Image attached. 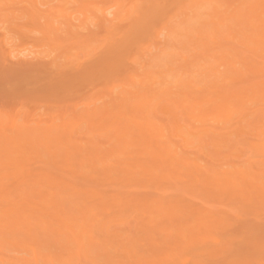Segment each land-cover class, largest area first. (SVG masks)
Segmentation results:
<instances>
[{
	"label": "bare ground",
	"instance_id": "6f19581e",
	"mask_svg": "<svg viewBox=\"0 0 264 264\" xmlns=\"http://www.w3.org/2000/svg\"><path fill=\"white\" fill-rule=\"evenodd\" d=\"M31 1L32 3H30ZM59 1L63 4L62 6H65L68 3L67 0H59ZM74 1L78 5L84 4L86 6L88 4V6L86 7L89 9L84 7V5L79 6L80 8L83 9L82 10L83 13L86 12L84 11L86 9L90 11L91 9L90 5L93 3V2L91 3V0L90 1L89 0H74ZM231 1L230 0H204V1L195 0L194 1L196 2L195 5L198 7L197 9H201L202 7L206 5L205 13L207 15L204 18L205 20L203 18L201 19L199 16H196V18L199 17L198 19H196L197 21L195 20L192 21V24L194 22L196 23L198 21L200 22L198 23L199 25L197 26L196 31H195V27H192L194 31L196 32V34H198L197 37H195L196 34L194 36L196 38V42L192 35L190 36V38L189 36H187L189 39H194V40H191L193 42L189 41L191 42L189 43V47L191 49L193 48L196 50V51L194 50L195 51L194 54L196 57L200 56V58L197 57L198 60L195 63L190 65L191 67H189L188 70L185 67H184L185 71L184 69L182 70V73L184 76H185L184 72L186 73V71L188 73V74L186 73L187 74L186 76H190V78H186L188 82L184 81L186 79L182 80L183 75L181 74L182 75L180 76V78H182L181 80L180 78L179 80H176V81L174 80L175 85L174 87L172 86V88H174L175 91L174 90L171 91L172 88H170L169 87L170 85L169 84L167 85L166 83L169 82L167 77L170 76L171 73H173L174 69H172L171 66L170 67L168 66L167 69L164 70L166 71L164 72L165 75H161L163 72L161 74H159L158 72H155L160 77L156 75L157 77L154 78L155 80L158 78L161 79V76H166L167 80L166 78L164 79V77H162V80L158 79L159 81L155 80L154 82L151 80L152 76H150L148 80H151V82L142 81V83L146 82V84L151 83V85L153 86L151 87V85L149 84L148 86L149 88L147 89V85H145L144 83L146 90L143 89L144 86L143 87L139 86L140 88L143 89L142 95L144 96V99H142L141 98L142 96L140 97L139 94L137 95L141 99H138L137 98L138 96L136 94L135 95L131 94L133 93L132 91H135L138 88L135 85H133L134 80H131L132 81L131 86H135L136 88L134 90L129 89L131 90L129 91L130 94H128L130 98L126 96L127 93H129L127 92V90L122 93V96L126 94L125 98L127 97L126 100L129 98L128 101H130V99L133 96L135 97L137 96L136 97L137 99L134 97L133 98L134 100L132 99L130 103H128V101L126 102L124 100L125 98L123 97V100H121V102L125 101V102H122L125 108L123 109L121 108L122 106L121 102L119 104L117 103V101L120 100L121 98V96L120 97L118 96L115 102L118 106L117 108L115 107L116 106L115 103L111 104L112 107L114 106L113 104H115V106L113 107L114 109L111 108L110 106L111 110L107 105H106L107 106L106 109L104 110L102 109L103 111L97 108L99 110L98 111L96 109L97 112H99L100 114L102 113V115L97 114L95 108L94 110L96 113L93 114L94 111H92L93 110L92 109L90 110V112L92 111L91 114H88L90 113L89 111L87 113V110L90 109L89 108L86 110L85 115L82 114L83 117L84 116L88 117V115H90L87 121H86L87 119L86 117H84L86 119H83L82 116L81 117L77 116L78 118H81L80 120H85V123H86L85 127H86V130L88 131L86 132L88 133V136L90 135L91 137V138L89 137L90 140L87 141L88 145H87V142H84L83 144L81 142L82 139L76 137V133H78L77 129L79 128L80 125L82 126V123L84 122V121H81V124L79 125L80 120L78 118H76L78 119L77 121L76 119L69 121L66 118H63L62 120L66 119L67 122L69 121V123H65L66 120H64V123H65L64 124L62 123V120H61L62 125L59 124L60 123L59 122L58 126L61 125L59 127L55 125L56 123H51L53 124L52 127L50 126L51 124H48L49 126L46 127L47 125L43 126L38 123L39 126L38 127L35 126L36 130L34 127H31V126L29 127L27 125L19 126V127L17 126L18 128L17 130L15 129L16 132H15V135L13 136H11L10 134H6L8 129L11 128L10 130H12L13 127L8 126L7 128H5L4 127L5 125L3 124L2 130H7V131L5 132L0 129L1 130L0 133L5 132L4 133L5 140H3V142H0L1 143L0 144V171L3 169H7V168L11 169L9 170V173L10 171H12L14 179L19 180V182L17 181L16 183H19L20 185L18 186L19 189L17 190L18 195L16 194L17 196L13 197L12 192L6 193L5 181L0 182V186H1L0 190L2 191V194H4L3 193L4 191L6 193L5 196L3 195L2 199H3V202L6 201L7 206L9 207L10 206L11 207L18 206L21 208L23 206L26 207V209H24L25 212H23V209L21 211H18V209L17 211L12 210L11 211L12 214L9 215L10 219L12 220L9 221L8 223L5 221L6 222L5 226L9 228L8 229L9 232L10 231L11 232L13 231L21 232L22 231L24 232V234L29 235L28 237L29 239L27 238V240H24L25 242L22 241L23 239L21 240L18 239V241H13L12 242L13 244L15 245L19 244L18 247H22L23 249H26L24 248V246H20V245H25V243L27 242L32 247L30 242L34 243L35 246L33 245L32 247V253L34 255V259L38 260L39 259L38 255L42 253L41 252L42 250L41 248L38 249V251L36 250L35 241L37 239H38L37 241L40 240L39 239L40 234L38 232L36 233V235H32V230H34L35 225L36 226L39 225L40 227L38 226V228H41L40 229L41 233H43L46 237H48V239L41 238L42 240H40L39 243L41 244L43 243L45 246L47 244V241L49 244V242L51 241L50 238H52L51 236H53L54 239L52 238L53 239L52 242L53 243L57 242L56 244H58L59 242L60 244L61 243L60 239L66 238L67 239L66 245L69 246L68 248L70 250L73 248V246H70V245H75L74 254H75V258L77 256V259L79 260L78 263H80V261H83L84 258L86 259L90 258V260L92 259L95 261V257L92 256L93 254L92 255L89 254V252L94 251L93 247H96L95 244H97L95 241L97 236L96 238L94 236V232H96L95 227L97 225L95 224L96 221L94 222V224L92 223L93 221L91 222L92 224L90 222L89 224V223H84L81 221V223L83 224L79 223L78 225V221L76 219V222H75L77 223V225L75 224V226H77V228L75 227L76 229L73 228L74 226L71 227L74 223L70 226V223H68L69 221H67L69 225L66 223L62 224V222L60 221L62 212L64 211L66 212V208L65 210H62L63 208L57 209V207H59L60 205H63L65 202L64 200L71 199L73 202L72 207L79 208L80 213L83 211L85 214H87V211H89V208L91 207V205H92V207L90 208V210L92 211L91 213H93L95 210L101 211L100 209H103L104 213H106V211L111 213L113 212V210L114 211L116 210L115 209L111 211H108V210L114 208L115 206H116L115 208H117L118 206V210L116 212L119 211L118 212L119 215L118 214L114 215V216H117L118 219L120 218V216L121 218H124L122 217L123 213L121 212L123 211L127 212L129 206L134 207V209L136 208L135 211L136 213L138 212L137 216H139L138 214L142 212L140 214V217L141 215L145 217V218L143 217L144 220L141 217L143 220L142 222L145 225L147 224L146 225L147 227L152 222L151 224L152 226L150 225L149 226L152 229L157 230L156 232L158 233L153 232L154 230L151 232L154 233V236L155 234L160 235V238H159V236L153 237V234H152L151 239L153 243L151 242V239H150V242H151L150 247L153 248V250L149 248L150 249L149 252L151 253V251H154L152 252L154 253V255L153 254L152 255L155 256L156 258L153 257L149 253L150 254V255L148 254L149 260L148 262L145 261L146 262L145 264L147 263L151 264L150 262L153 259L154 260L152 261V264L168 263L165 261L166 259L168 260V257L170 255L173 254V257H174L177 255V254H174L175 252H178V253L181 252L180 255L179 254L177 255L179 257L181 256L182 252L184 251L183 249L185 247H186L185 248L186 251H188L189 248L190 250L191 248H193V245L194 247L198 245L197 243L200 244V248L201 246L203 247V249L205 248L204 251L206 252L202 251V253H204L203 256L207 258V259L205 258V261L208 260V262H211L210 260H212L213 258L212 256H215L218 253V251L219 252L221 251L222 253L220 254L223 255L224 251H227V249L228 250L232 249L234 244L238 242L240 239L235 240L236 236H230V237L226 236L225 237V234H227V232L229 231L234 230L235 227L239 226L238 224H240V222L238 223V221H242L246 219L245 215L251 212H254V213H257L260 217L261 215L259 212H261L264 209V0H234L233 2ZM49 2L50 0L47 3L44 0V3H45L44 4L41 0L40 3L44 5L46 4L50 5L48 4ZM29 4L30 6L31 5L32 6L31 7L26 6L27 8H25L24 11L32 19H37L38 17L37 13L40 14L41 16V13L39 11H41L42 9L40 10L36 0H29ZM224 5L226 6V8ZM53 7L54 6L52 5L51 8L53 9ZM52 9L51 11H53ZM91 11H94V10H91ZM40 16L38 17V19L40 18ZM104 16L106 17V15ZM187 16H189V14ZM95 17H97L96 14H95ZM191 17H193V15ZM12 19L14 20V17H12ZM185 20L187 21V19ZM189 20L187 21V23L190 22L189 24L191 25V21ZM98 22H100V20H98ZM196 23H194L193 26H195ZM189 24L188 26H190ZM49 26L51 27V30H49L50 28L48 27L47 29L48 33L47 31H45L46 32L45 34L47 35L50 33L49 31H51L50 34H52L53 30H55L54 31L55 33L56 30L58 29V26H56L57 29L52 30V27L54 26L53 24L52 26L51 24H49ZM59 31L60 29L57 32ZM57 32L55 34L53 33L55 35L54 37H56ZM194 42L195 44H197V46L193 44ZM185 58L187 60V57ZM211 58L212 59L214 58L212 63H211L212 60H210ZM214 61H215V64H214ZM188 63L191 64V62H188ZM180 66L182 67L183 65H180ZM192 66L194 70L192 69ZM169 72H170V75H169ZM141 80L139 79L140 81L139 84H141ZM179 81H184V83L186 82L187 83L186 84L183 83L184 86H182L183 84H181L180 86V83L182 82H179ZM135 82L137 81L135 80ZM153 82L155 83V85H157L158 83L163 86V89L161 88V91H158V92L165 91L167 93L164 94L165 93L164 92V93H161L162 95H158L159 93L155 92L156 89L155 91L153 90L155 93L151 92L153 88H157L155 87ZM163 82L165 83L163 84ZM176 83L180 86V87L179 86L177 87L178 89H180V91L175 89ZM135 84L139 85L138 83H135ZM164 88H168L169 90L168 89L164 90ZM182 89L184 90L183 92H182ZM138 90L139 91L137 92L140 93L141 89L138 88ZM176 90L178 91V93ZM144 91L150 92L151 95L148 92L144 93ZM147 94H149L150 96L155 94V96H157L156 98H159L160 101H162L163 103L160 102L156 98H155L156 100L155 99L152 100L153 97L151 98L148 95L150 97L149 98ZM163 96H165V98H162ZM180 96L182 97V99ZM150 99L152 100V102L149 101ZM140 100H144L138 106L141 108L140 109L141 111H144L143 113H146L145 116L144 115L140 116L142 112L139 113L140 112L139 108L136 111L137 109L136 107L138 106H135V103L139 104ZM146 100L147 102H150V103H147ZM164 100H165V103H164ZM155 101L160 102L158 106L156 105L158 108L155 107L156 108L155 110L149 111L150 108L154 109V106L152 107L151 104L153 105L158 104V103H155ZM177 107L178 109L177 111H175ZM115 108L116 110H118L117 112L114 111ZM126 108H127V111H126ZM130 109L134 111V113ZM157 109H161L160 110L161 113H159V110ZM111 112L113 113L111 114ZM128 112L131 115L133 114L132 116L135 115L137 119L138 118L141 119L140 117H143V118L140 121L139 119L135 120V116L134 118L131 117L130 115H128ZM178 112H180L179 115H177ZM137 113L139 114V116H137L138 115ZM158 113L159 114L164 113L163 115L172 116L171 117L172 119L167 117L170 121L168 122H166L167 120L162 121L160 117H158L159 116ZM109 114H111L112 116L115 114L114 116L115 117L117 116V119H115L116 120L115 124H114V119H113V122L109 124L110 120L112 121V118L108 116ZM150 115H154V116L151 117ZM105 116H108V118L110 119L107 121L106 119L107 117ZM177 116L180 121L178 120V118H176ZM9 117L11 118V116ZM13 117L14 116H12V119H14ZM130 117L132 118L131 121H130ZM158 118H159V121L161 120V122L163 123L164 122L168 124L170 123L169 124L170 126L168 124L167 126L166 123L161 124L159 121L158 123H160V126H157L156 125L157 122L155 120L156 119L158 120ZM153 119H155L154 121L156 123L151 122ZM182 119H183V123L181 121ZM1 120L2 121H0V126L2 125L1 123H3V119ZM102 120L106 121L109 125L106 123L105 125L110 126L111 129L115 127L113 130L116 129V131H114V133L113 131L110 132L111 129L108 126H105ZM12 121L14 122V124L12 125L14 126L15 119ZM134 121L136 124L134 123ZM75 122L78 124H76ZM131 124L135 125V127H132ZM54 126H57V127H54ZM168 127H170L171 130L169 128L168 133H167L165 129L167 130ZM32 128H34L33 129L34 132H32ZM105 128H107V131L109 130V132H107ZM169 130L173 131V133L171 132L169 133ZM169 134H171V136ZM101 135H103V137L106 138L105 142L101 140L102 138L99 139ZM172 136H174V138ZM2 137L3 135L1 136L0 134V141L2 140L1 139ZM170 137L172 141H170ZM175 137L178 139H176ZM86 139H87V136H86ZM179 139L180 141H182L183 143L182 145L178 144ZM14 141L19 142V144H17ZM12 142L13 144L16 143V145L15 144L11 145ZM89 142L91 144H89ZM85 143L87 146L85 145ZM106 144H108V146L110 144V146L108 147ZM112 145H114L115 148H113L114 146L111 148ZM191 146L198 148L197 152L195 153L196 154L198 153L199 156L194 155V157H191L193 155L192 154L191 156L189 155L190 152H188V150L186 149L191 148ZM209 146L211 147L210 149L214 148L212 149V151H213V154L215 152L216 155H213L210 152ZM42 152L47 155L46 156L47 159L45 157H44L45 160L43 158L41 159ZM210 153L212 155H210ZM245 153H248V156H249V158H247L249 159L247 161V165L245 164L238 165L236 163V160L241 158V156H243ZM205 154H206V157H205ZM203 156L204 158H207V156L208 157L211 156L213 160L220 159L219 161H221V159L223 160L227 159L225 161L227 165L228 163L231 164L230 165L231 167H228L226 169L222 167V169L220 170H217V169L215 170V167L217 166L212 165V166H215L213 167L214 168L213 169L212 166L207 165L208 161L211 158L205 162L206 164L204 163L205 165L203 164V161L201 163L200 160H203ZM213 156H215L216 158ZM59 158L63 160L61 162L65 163L63 164L62 169L67 167L65 168L62 176L66 175L65 173L67 172L69 176L71 175L70 176L71 181L66 182L65 178L61 176L58 177L59 175L58 176L55 175L53 177V175L49 174V172L43 173V174L42 173L39 174L40 172L38 174H32L33 170H31V166L33 163H35V161L39 160L41 162H44L45 169L48 170L46 168L47 166L46 164H48V167H51L52 164L56 163ZM74 159L79 160L78 167L80 168L75 166L77 164L74 162ZM212 159L210 163L213 161ZM39 161H37V163ZM59 163H56L55 165L57 164L59 165ZM99 163L100 165L98 166ZM50 170L52 169H49V171ZM58 172L62 173L61 171H59V169H58ZM121 172L123 173L122 175H121ZM0 174L2 173L0 172ZM2 175L1 177L5 176L6 178H8L7 175H3V176ZM79 179H80L79 184H82L81 183V179H82L84 182H90L89 185L92 183H96L95 184L96 186L87 185L88 188H85V187L81 188L80 185L77 184L78 181L76 182V180H79ZM118 182H119V186L121 184L123 185V182H124L125 185L123 186H125V188L127 187V190L126 192H124L125 190L124 191L120 190V193L117 194L119 190L116 192V188L114 189L115 191L112 189L114 191L113 196L115 198H112L111 200L112 203H109V200L108 201L106 200L107 195L104 196L103 191L100 190L101 188L99 189L97 186L102 185L105 188L106 186L110 187L112 184L118 183ZM28 185L32 187V189L30 188L31 191H29L30 189L26 190V186ZM116 185L114 184V186ZM52 186L54 187L59 186V189L55 190V188ZM151 186L152 187L155 186L154 189L157 193L156 196H152L153 198L141 197L140 195H137V194L133 195V193L137 191L136 190L134 191L133 190L134 188L132 189L131 187H135V188L137 187L138 189L137 188L136 189L139 191L140 190L139 187H144V188L147 187L149 189V187ZM36 187H38V189H35ZM45 188H48V189L46 190ZM46 191L48 192L46 193ZM115 192L117 195H114ZM48 196L51 199H49ZM57 197L59 198L57 199ZM197 199H200V200L204 199L203 205H205V207L210 206L208 208L209 210H207V207L205 210L201 209L200 206H198L197 203L195 202ZM0 202H1V199H0ZM224 205H230V207L235 206L236 221H235L234 215H232L234 216L233 217L234 220L230 217H227L225 214L223 215V212H225V210L227 211V208H229V206L225 210L222 208L224 211L221 208L220 210H216V207L224 206ZM38 206H42V208ZM195 206H198V208L197 207L195 208ZM85 207H87L88 209L86 208L85 210L84 209ZM53 208L55 209L53 213L55 221L49 220L50 222L47 221L49 224L48 223L46 224V220H44L45 218H42V217H45V215L48 213V210L50 209L54 210ZM76 208L74 209L71 208V209L72 211L73 210L76 211ZM125 208H127V210ZM79 210L77 209V211ZM76 212L74 214L77 215ZM98 212L95 211V213H93V216L90 214V217L91 216L92 217L88 219L95 218L96 220H98L99 216L97 215L100 214V212L99 214ZM2 213H4V210L2 211ZM104 213H101L103 214V217L105 215ZM147 213H151V217L149 219L147 217H149L150 215L148 216ZM225 213H227V215L229 216L228 211ZM262 213L263 211L261 212V214ZM33 214L35 216L37 214L36 217L38 218V220L35 219V217L32 218ZM101 214L100 216H102ZM106 214H109V213H106ZM87 215H84L85 218ZM111 215L113 216V213ZM68 216L64 215L63 218H67ZM96 216L98 219L96 218ZM243 216H244V219H243ZM31 218L35 219L38 222L35 221L36 224H34L35 222L34 220L32 221ZM113 218L115 219V222L112 221L114 222V224L120 222V221L116 222V217H113ZM113 218L112 220H114ZM82 219L84 218L82 217L81 220ZM73 220L75 221V217L74 219L70 220L71 223ZM101 220H104V219L101 218L100 221ZM119 220H121L122 222V219H119ZM147 220L148 221L150 220L151 222L149 223L147 222ZM57 221L61 222V224L56 225L58 224ZM87 221L89 220H86V222ZM65 222H66V219H65ZM143 223L142 225H144ZM110 224L112 225L113 223L111 222L107 223L106 227L107 228L114 227L113 226L114 224L108 227V225ZM54 225L57 227L55 228ZM101 225H104V222ZM134 226H136V223ZM23 228L24 229L27 228V229L23 230ZM104 228L102 229L103 231L109 230V229L107 230V228L106 229ZM112 230L108 231L107 233H110V232L112 233ZM114 231L116 233L117 230L115 229L113 230V232ZM119 231L117 232L119 233ZM123 231H124V228H123ZM104 233L105 235H107L106 232ZM118 233H116L117 238L118 236L119 237L123 236L120 234L118 235ZM43 234L41 235L43 236ZM115 235L114 236L111 235L112 237L108 238L110 240L109 242L112 243L111 240L113 239V237L114 238L116 237ZM232 235H236V234H232ZM197 238L199 241L196 240ZM123 241H126L125 237ZM71 242H73V244H71ZM181 242L183 245L180 244ZM194 242L196 243V245L194 244ZM100 243H102V241ZM38 244L37 246H39ZM15 245L13 246L15 247ZM105 246L106 245H104V247ZM171 246L173 248L175 247V249H173ZM34 247L35 249H33ZM180 247H182L181 251H180ZM213 247L214 249H211ZM139 248L137 249L139 250ZM207 248H210V250H208ZM73 249H72V252L74 251ZM97 249L98 247L95 249L96 252H97ZM164 249L165 251L170 250V249H173L174 251L170 250L171 254L170 252L169 253L167 252L166 254ZM39 250L41 251L39 252ZM107 251L108 249L105 252L107 253ZM162 251L165 254L162 253ZM186 251H185V254L188 253V252L186 253ZM92 253H95V252H92ZM127 253H129L128 254V257H129L130 254L133 253V251L130 252V250H128ZM202 253H200V255H202ZM74 254H70V255L74 256ZM139 254H141V252ZM165 255H168V257L163 262L164 257H166ZM65 256L67 255L62 256L64 258L63 260L69 257V256L67 257ZM151 256L153 257V259L151 258ZM182 256L183 257L181 258L183 259L181 260L184 262L183 264H188V263H191V261H193V258H191L192 257L191 255H190L191 257L187 258L188 256H185L183 252ZM184 256L187 259H184ZM92 257H94V259ZM69 258L73 259L72 256H70ZM69 258H67V260H69V262L72 261ZM125 258H126V255H125ZM171 258L169 259V261L173 260ZM141 259L139 257V260L142 262L144 260H147L148 258L147 259L143 258V260ZM178 259H180V257ZM217 259H219V257H217ZM67 260H65V262ZM84 261L86 262V260ZM182 261L180 262V260H178V262L180 263H182ZM195 261H197V259ZM50 262L51 264L52 263L54 264L55 261L51 260ZM89 262L90 261H88V263ZM176 262L177 261H175L174 264ZM198 262H200L199 260L196 263L201 264ZM91 263H95V262L92 261L90 262V264ZM143 263L144 262H142V264ZM68 264H71V263H68ZM138 264L140 263L138 262ZM168 264H171V263H168Z\"/></svg>",
	"mask_w": 264,
	"mask_h": 264
},
{
	"label": "rangeland",
	"instance_id": "374dc122",
	"mask_svg": "<svg viewBox=\"0 0 264 264\" xmlns=\"http://www.w3.org/2000/svg\"><path fill=\"white\" fill-rule=\"evenodd\" d=\"M39 1L41 2V0H38V1L36 0L40 10L42 9L41 11H39L41 13V16H40V14L37 13L38 17L40 16V18L38 19L37 15H36L37 19H32L24 11V9L27 8L26 6H30L29 0H0V9H1L0 10V118L3 119V123H1L2 125L0 126L1 127L0 129L1 130L3 129L2 128L3 124L5 125L4 126L5 128H7L8 126L13 127L12 130H10L11 128L8 129V131L2 130L5 132L7 131L6 134H10L11 136L15 135V132H16L15 129L17 130V128L19 126H24V125L26 126L27 125L29 127L30 126L34 127L36 130L35 126L38 127L39 126L38 123L40 125H43V126L47 125L46 127H48L49 126L48 124H51V123H56L55 125L58 126L59 122H60L59 124L62 125V123H64V120H66V119L70 121V120H75L76 118L81 117V116L83 117V115H85V113H86V110L89 108L90 109L87 110V113H88V111L90 112V110H92V109H93L92 111H94L93 114L96 113L98 109L103 111L104 109L107 108V106L110 108L111 104L116 102V98L118 96L119 97L121 96L122 99L120 98V100H118L119 102L117 101V103L119 104L121 102V100H123V97L125 98L126 94L124 96H122V93L124 91L127 90V92H129L131 90H134L136 87L141 89L140 90L141 94L137 92V91H139L138 88L135 91H132L133 93H131V94L132 95L133 94L134 95L139 94V96L140 97L142 96L141 98L144 99V96L142 95V90L143 89L146 90L145 85H147V89H148L149 88L148 86H149V84L151 85V83L146 84V82H144L145 83V85H144V83H142V81L151 82V80H152L155 82V80L160 79V78H158V79L154 80V78L157 77L156 75H158L155 72H158L159 74H161L163 72L161 75H165L164 72H166V71H164V70H166L168 66L169 67L171 66L172 69H174L173 73L175 74L174 75L173 73H171V75H170V72H169L170 76L167 77L170 83L168 82L166 84L167 85L169 84L170 85L169 87L172 88V86L174 87V85H175L174 80L175 81L179 80L180 76L183 75L182 70L184 69V67L187 68V70H188L189 67H191L190 65H192L193 63H195L198 60L197 57L200 58V56H197V57L195 56L194 53L196 50L193 48L191 49L189 47V43L193 42L191 40L195 39V42H196L195 37H197L198 34H196L195 31L197 30V26L199 25L198 23H200L199 21L197 23L194 22L197 25L195 24V26H193L194 23L192 24V21H194V20L197 21L196 19H198L199 17L201 19L202 18L204 19L207 14L205 13L206 12V10H205L206 5L204 7H202L201 9H197L198 7L195 5L196 4V2H194L195 0H91V3L92 2L93 3L91 5L89 3V5L91 6L90 11L91 10H94V11H91V12L88 11L87 9H89V8L86 7V6H88V4L86 6L83 4L84 7L87 8L86 10H84V11H86L85 13H83V11H82L83 9L79 7V6H83V5L76 4L74 0H67L68 3L66 2L67 4L65 6H62L63 4L59 0H50V2L48 3L50 5H47V4L44 5L45 4L44 0H42V2L44 4H41ZM45 1L47 3L49 0H45ZM197 1H199V0H197ZM233 1L234 0H232L231 2H233ZM30 3H32V1ZM2 4H3V6H2ZM52 5L55 8L53 7V9H52L51 8ZM225 8H226V6H225ZM49 9H50V11H49ZM51 9L53 11H51ZM127 12L129 15L127 14ZM94 13L96 14L97 17H95ZM188 14H189V16H187ZM4 15H5V17H4ZM104 15H106V17ZM192 15H193V17H191ZM196 16H199V17L196 18ZM12 17H14V20L12 19ZM68 18H70L72 20H70ZM96 19H97V21H96ZM185 19H187V21L190 19L189 21H191L192 26L189 24L190 22L187 23V21ZM98 20H100V22H98ZM99 23H100V25H99ZM49 24H51V26H52V24L54 25L53 26L54 28L52 27V30L57 29L56 26H58V29L56 30V32L60 29V31L57 32V34L58 33L59 34L58 35L56 34V37H54L55 36L54 34L56 33V32L54 33L55 30L52 31V34H50L51 31H49L50 35L45 34L46 33L45 31H47V33H48V30H47L48 27L50 28L49 30H51V27L49 26ZM188 24L190 26H188ZM192 27H195V31ZM195 34H196V36H195ZM191 35L193 36L194 39H189ZM187 36H189V38ZM189 41H191V42H189ZM195 42L193 44L195 46H197V44H195ZM175 45H177V46H175ZM173 56H175V57H173ZM188 56H190V57H188ZM185 57H187V60ZM184 58L186 61L184 60ZM213 59L212 58L210 59V60H212L211 63L213 62ZM205 60H206V58H205ZM187 61L191 62V64L188 63ZM214 64H215V61H214ZM180 65H183V66L181 67ZM178 66L180 67V69ZM192 69H193V66H192ZM184 71H185V69H184ZM153 73H154V75H153ZM186 73H187V71H186ZM186 73L184 72L185 76L183 75L182 76L183 79L180 78V80L190 78V76H186L188 74V73L187 74ZM150 76H152V78H151V80H148L150 78ZM158 77H160V76L158 75ZM162 77H164V79L166 78V76H161L160 80H162ZM167 78H166V80H167ZM139 79L140 80L143 79V80H141V84H139L140 83ZM131 80H134L133 85H135L136 87L131 86V82H132ZM135 80L137 82H135ZM184 81H187V79ZM184 81H179V82H182V83H180V86H181V84L184 83ZM135 83H138L139 85H136ZM164 83L165 82H163V84ZM186 83H184V84H186ZM184 84L182 86H184ZM154 85H155V83H154ZM160 85L161 84L157 83V85H155V87H157V88H153L151 90V92H153V93L156 92V93H159L158 95H162L161 93H164L165 91L158 92V91H161V88L163 89V86L162 85L160 86ZM139 86L140 87L144 86V88L142 89ZM178 86L179 85L176 83L175 89L180 91V89L177 88ZM151 87H153V86L151 85ZM129 89H131V90H129ZM155 89H156V91H155ZM165 89H168V88H164V90ZM173 90H174V88H172L171 91H173ZM148 91H144V93L148 92ZM178 91H177V93H178ZM183 91L184 90L182 89V92ZM148 93L151 95L150 92H148ZM166 93L167 92H165L164 94H166ZM128 94H130V92L127 93V95H126L127 97H129ZM149 94H147V96ZM132 95H131V97H132ZM139 96L137 98L141 99ZM134 97L135 96H133L130 99V101ZM150 97L151 98L153 97L152 98V100H153L157 96H155V94H154ZM182 97H181V99H182ZM110 98H112V99H110ZM126 98L124 100L127 102L130 97L127 100H126ZM162 98H165V96H163ZM156 99H158L160 101L159 98H156ZM152 100L150 99L149 101L152 102ZM125 101H122V102H125ZM130 101H128V103H130ZM142 101H144V100H140L139 104H136L134 101L135 106L140 105L142 103ZM159 101L158 102L155 101V103H158V104H154V105L151 104L152 107L154 106V109L150 108L149 111L155 110L156 109L155 107H157L159 105V103L162 102V101H160V102ZM122 102H121V104L123 106ZM146 102H147V100H146ZM131 103H133V102H131ZM147 103H150V102H147ZM162 103H161V105H162ZM164 103H165V100H164ZM115 104H113V105L115 106ZM121 104H120V106H121ZM97 106H99V107H97ZM122 106H121L122 109L125 108L124 106L123 107ZM101 107H103V108H101ZM113 107L111 106V108H113ZM115 107L116 108L118 107L117 104ZM159 107H161V106H159ZM94 108H95V110L98 108L96 110V112H95ZM111 108H110V110H111ZM116 108L114 110L115 112L118 111V110H116ZM136 108H137L136 111L138 110V108H139V110L141 109L139 106ZM177 109H178V107L176 108L175 111H177ZM157 110H159V113H161L160 112L161 109H157ZM210 110H209V112H210ZM126 111H127V108H126ZM91 112L88 114H91ZM113 112H111V114ZM132 112L134 113V111H132ZM141 112H142V114L140 116L146 115V113H143L144 111L140 110L139 113H141ZM159 113H158V115H159L158 117H160V119L162 121L167 120L166 122H168V121H170L168 118L172 119L171 118L172 116H166V115H163L164 113L163 114H159ZM179 113L180 112H178L177 115H179ZM97 114L102 115V113L100 114L99 112H97ZM111 114L108 115L110 118H112V121L110 120L109 124L111 122H113V119H114V124H115V121H116L115 119H117V116L115 117L114 116L115 114L113 116ZM128 115H130L133 118L135 116V115L132 116L133 114L131 115V114H129V112H128ZM9 116H11V118ZM12 116H14L13 118L15 119V125L14 126L12 125V124H14V122L12 121V120H14V119H12ZM74 116H76V117H74ZM89 116L90 115H88V117L84 116L87 119L84 117H83V119H86V121H87ZM108 116H105V117H107L106 118L107 121L110 119V118H108ZM137 116H139V114ZM150 116L153 117L154 115H150ZM150 116H149V118H150ZM113 117H115V118H113ZM131 117H130V121L132 119ZM63 118H66V119L62 120ZM140 118L141 119L138 118L139 121L142 120L143 117H140ZM176 118H178V116ZM1 119H0V121H2ZM78 119L80 120L81 118H78ZM78 119H76V121ZM136 119L137 118L135 116V120ZM180 119H181V117H180ZM61 120H62V123H61ZM67 120L65 123H69V121L67 122ZM154 120L155 119H153L152 121L150 120V121L153 123H156V122L158 123L159 118H158V120L157 119L155 120L156 122ZM161 120L159 122L162 124L163 122H161ZM178 120H179V118H178ZM81 121H84L82 123V126L80 125ZM102 121H103L104 125H105V123L108 124L106 121H104V120H102ZM143 121H144V119H143ZM181 121L183 123V119ZM166 122H164L163 124H165ZM134 123H135V121H134ZM157 123H156V125L160 126V123H158V124ZM76 124H78V123H76ZM167 124L168 123H166V125ZM52 125L53 124H51L50 126L52 127ZM61 125H59V126H61ZM79 125L81 127L79 126V128L77 129L78 133H76V137L81 138L82 139L81 142L84 144V142H87L88 140H90L89 139L90 135L88 136V133H87L88 131L86 130V127H85V125H86L85 120H80ZM108 125H105V126H108ZM131 125H132V127H135V125H133V124H131ZM57 126H54V127H57ZM108 127L111 129L110 126H108ZM34 128H32V132H34L33 131ZM107 128H105L106 131H107ZM114 128H112L110 132L113 131V133H114V131H116V129L113 130ZM169 128L170 127H168L167 130L165 129V131L167 133H168ZM109 130L107 132H109ZM170 130H171V128H170ZM170 130H169V133L170 132L173 133V131H170ZM172 130H173V128H172ZM2 133H0L1 136L3 135V137L1 138L2 140L0 142H3V140H5V137H4L5 135H4V133L3 134ZM180 134H181V132H180ZM99 135H100V133H99ZM169 135L171 136V134H169ZM86 136H87V139H86ZM172 137L174 138V136H172ZM100 138H102L101 140H103L104 142L106 141V138L103 137V135H101L99 137V139ZM176 139H178V138H176ZM170 141H172L171 137H170ZM14 142H16V141H14ZM16 143L19 144V142H16ZM16 143H14V144L16 145ZM14 144L12 142L11 145H14ZM89 144H91V143L89 142ZM178 144L179 145L183 144L182 141H180V139L178 141ZM85 145H86V143H85ZM87 145H88V142H87ZM106 145L108 146V144H106ZM109 146H110V144H109ZM113 146L114 145H112L111 148ZM113 148H115V146ZM210 148L211 147L209 146V149ZM197 149L198 148L191 146V148H187L186 150H188V152H190L189 153L190 156H191V154L193 155L191 157H194V155L195 156L198 155V153L197 154L195 153V152H197ZM212 149H214V148H212ZM212 149H210V152L213 154ZM43 152H42L41 159L43 158L45 160V158L47 159V157H46L47 155ZM211 153H210V155H212ZM213 155H216L215 152ZM205 157H206V154H205ZM213 157H215V156H213ZM210 158H211V156L210 157L207 156V158H204V156H203V160H200V161H201V163L203 161V164H204ZM247 158H249L248 153H245L243 156H241V158H239V159L236 158L237 159L236 163L238 165H240V164L247 165V161L249 160ZM211 159L208 161L207 165L208 166L209 165L210 166H212V165L217 166V167L212 166V168L215 167V170L216 169L220 170V169H222V167H224L225 169L228 167H231L230 166L231 164L228 163V165H227V163L225 161L227 159H224V160L221 159V161H219L220 159L219 160L214 159L215 161L212 159L213 163L212 162L210 163ZM58 160H59V162L63 161V160H61V158H59ZM58 160L56 163H59ZM77 160L74 159V162L77 164V165H75L76 167H78V162H79V160L78 161ZM37 161H39V160H37ZM37 161H35V163H33L31 166V170H33L32 174H38L39 172H40L39 174H41V173L43 174V173L49 172V174L53 175V177L55 175L56 176L59 175L58 177H60V176L64 177L66 182L71 181L70 180L71 175L69 176L67 172L65 173L66 175L62 176L65 168H67L64 165L65 168L62 169L63 164H65L64 162L59 163V165L57 164L58 166L55 165L56 163H53L51 167H48V164H46L47 165L46 168L48 169V170H46L45 169V163L41 162V161H39L37 163ZM99 165H100V163L98 164V166ZM54 166H56V167H54ZM78 168H80V167H78ZM7 169H3L0 171L3 175H7V177H8V178H6L2 174H0V177H1V175L3 176L0 178V182L5 181L6 193L12 192V196L16 197L18 195V193H17L18 192L17 190L19 189L18 186L20 185L19 183H16V182L17 181L19 182V180L14 179L12 171H10V173H9V170H11V169H8V170ZM49 169H52L53 171L52 170L49 171ZM58 169L62 173H59ZM54 170H56V171H54ZM3 172L4 173L7 172V173L4 174ZM8 173L10 174V176ZM54 173H56V174H54ZM122 174L123 173L121 172V175ZM7 181H9V182H7ZM82 181L83 180L81 179L82 184H79L80 179L76 180L77 184H79L81 188H84V187L88 188L87 185H89L90 182H84V181L82 182ZM13 183H15V184H13ZM83 183H85V184H83ZM121 183H122V181H121ZM95 184L96 183H92L89 186H93ZM114 184L115 185L117 184L118 186L116 185L117 186L116 187V186H114ZM114 184H112L110 187L106 186L107 187V188L105 187L106 189L102 185L97 186L99 189L101 188L100 190L103 191L104 196L107 195L106 197L109 199H107L106 197L105 198L107 201L109 200V203H112V201H111L112 198H115L113 196L115 188H116V192L119 190V192L117 194L120 193V190H123V191L125 190L124 192H126V190H127V187L125 188V186H123V185H125L124 182H123V185L121 184L123 187L121 185L119 186V182L114 183ZM54 186H52V187H54ZM120 187H121V189H120ZM154 187L151 186V187H149V189L147 187L146 188L139 187L140 188L139 191L137 190L138 189L137 187H136L137 189L135 187H131V188L132 189L134 188L133 190L134 191L136 190L138 192V193L137 192L133 193V195L137 194V195H140L141 197L153 198L152 196L157 195ZM30 188L32 189V187L30 185L26 186V190L27 189L29 190ZM54 188H55V190L59 189V186L54 187ZM31 189L29 191H31ZM35 189H38V187H36ZM45 189L47 190L48 188H45ZM128 190H129V188H128ZM47 192L48 191H46V193ZM116 192L114 195H117ZM3 193L4 194H2V191L0 190V199H1V202H0V229H1L0 230V264H36V263L37 264H51V262H50L51 260L55 261L54 264H68V263H71V264H90V262H92V261L95 263L97 262L96 264H108V263L109 264H138V262L140 264H142V262H144L143 264H145L146 263L145 261L148 262V260H149V256H148V254L150 253L149 250L150 249L153 250V248L150 247L151 246L150 244L152 242V239H151L152 234H153V237L159 236V238H160V235L155 234V236H154V233L151 232L154 230L150 227V226H152L151 225L152 222L150 220L149 221L147 220V222H149V223L151 222V224H149L150 226L148 225V227H147L146 226L147 224L145 225L142 222L145 217L143 215H141L142 218L144 217L143 220L140 217V214L142 212L141 213L139 212L140 214H138L139 216H137L138 212L136 213V211H135L136 208L134 209V207L129 206L128 207L129 211L127 210V208H125L127 210V212L126 211H123V212L120 211L121 213L124 214V216L122 214V217H124V218H121V216L119 218V219H122V222H121V220H119L117 218V216H114L115 214L119 215V213H118L119 211L116 212L118 210V206H117V208H115L116 207L115 206L114 208L108 210V211H111V210L115 209L116 211L113 210V212H111V213L106 211V213H109L110 215L104 213L103 209H100L102 212L99 210H95L96 212L99 211L100 214L104 213L105 215H104V217H103V214H101L102 216H100V214L98 212L99 215H97V216H99L98 217L99 219L96 216V218L98 220H96L95 218H92L93 219L92 220V219H88V218H91L93 216V213H95V211L93 213H91L92 211L90 210V208L92 207V205L89 208V211H87V214H88L87 215L83 211L80 213L79 208L72 207L73 202L71 199L70 200L66 199V200H64L65 201L63 204L64 207H63V205H60V206L58 205L59 207H57V209L63 208L62 210H65V208H66V212L65 211L62 212V215H61L60 221L62 222V224L70 223V226H71L74 223L71 227L74 226L73 228H75V227L77 228V226H75V224L77 225V223H75L76 219L78 221V225H79V223L83 224V223H81V221L84 223H89V222L91 223L93 221L92 222L93 224L96 221L95 224H97V225L95 228L97 230L95 229V231L97 232V234H96V232H94V236H95V238L97 236V238L100 241L97 238L96 239L94 238L96 243H97V244H95L96 247H93L94 251L89 252V254H91V255L93 254L92 256L95 257V261L92 259H91L92 260L91 261L90 258H87V259L84 258L83 261H80V263H78L79 260L77 259V256L75 258V254H74L75 253V248H74L75 245H70V246H73V248H74L73 249L71 247L74 250L72 252V249L70 250L68 248L69 246L66 245L67 239L65 237H64L65 239H63V238L60 239V242H61L60 244H59V242H58V244H56L57 242L56 243L52 242V240L54 238H53V236H51L53 239L49 237L51 241L49 240L50 241L49 244L47 241V244L45 245L46 246L45 247L43 243L41 244L39 242H40V240H42L41 238H43V239L47 238L48 239V237H46L43 233H41V230H40L41 228H38L39 225H37V226L35 225V227H37V228L34 227V230H32V235H36V233H38V232L40 234L39 235L40 240L37 241L38 240L37 239L35 241L36 250L38 251V249H40V248L42 250V251L39 250V252L41 251L42 253H40V255H38V257H39V259H38L39 261H38L37 259H34V255L32 253V247H33L34 243H31L29 241L30 244L32 245V247L27 242L26 243L28 245L26 243H25V245H20V246H24V248H26L27 250L23 249L22 247H18L19 244L15 245L12 243L13 241H18V239H20V240L23 239L22 241L27 240V238L29 237V235L24 234V232H22V231L21 232H19V231H13V232L10 231L9 232V230H8L9 228L7 226H5L6 222L8 223L9 221L12 220L9 217V215L12 214V212H11L12 210L17 211V209H18V211H21L23 209V212H25L24 209H26V207L23 206L24 208L23 207L21 208L18 206L17 207L16 206L15 207L14 206L13 207L7 206L6 201L3 202V199H2L3 195L5 196L6 193H5V191ZM147 193H149V194H147ZM110 196H112V197H110ZM48 198L51 199L49 196H48ZM58 198L59 197H57V199ZM197 200L195 202L197 203L198 206H200L201 209L205 210L207 207V210H209L208 208L210 206L205 207V205H203L204 199L203 200L197 199ZM201 205L205 208H203ZM66 206H68V207H66ZM198 206H195V208L196 207L198 208ZM228 206H229V208H227ZM38 207L42 208V206H38ZM71 208H73V209L76 208V211H77V209L79 211L76 212L75 210H73L74 211L73 212ZM86 208L87 207H85L84 209L86 210ZM220 208L221 209L223 208L224 210L227 208L229 216L227 215V213H225V212H227L226 210H225V212H223V215L225 214L227 217H230L233 220L235 218V221H236V215H235L236 214L235 213L236 208H235V206H231V207H230V205L219 206V207H216V210H220ZM82 209H83V207H82ZM97 209H98V207H97ZM3 210H4V213H2ZM7 211H9V212H7ZM54 211H55V209L54 210L50 209V210H48V213L45 215V217H42V218H45L44 220H46V224L48 223L47 221H49V220L55 221L54 220L55 219L54 214H53ZM262 211H263V213L261 214ZM262 211L259 212L261 215L260 217L257 213H254V212H251V213L245 215L246 219H244V216H243L244 220L238 221V223L240 222V224H238L239 226L235 227L234 230L227 232L228 235L225 234V237L226 236H229V237L230 236H236L235 240L240 239L232 247V249L233 248L234 249L233 250L227 249V251L223 252V255L220 254V253H222L221 251L220 252L218 251V253L215 256H212L213 258H212V260H210L211 262H208V260H206L207 262L205 261L206 257H204L203 256L204 253H202V251H204L205 248L203 249L202 246L200 248V244L197 243L196 241L195 242L198 245H196V243L194 242V244L196 246L194 247V245L192 244L193 248H191V250L189 248L188 251H186V249H185L186 247H185L183 249L184 255L188 256L187 258L192 256L191 258H193V261H194V262L191 261V263H188V264H195L198 260L200 261L198 263H201V264H263L264 263V244H263L264 243V209ZM75 212L77 213L78 216L76 214H74ZM78 212H79V214H78ZM88 212H90V213H88ZM1 213H2V215H1ZM82 213H83V215H82ZM112 213H113V216L111 215ZM221 213H222V211H221ZM4 214H6V215H4ZM90 214L92 215L91 217H90ZM64 215H67V216L69 215V216L67 218H63ZM84 215H87L86 218ZM147 215L148 216L150 215L149 217H147L149 219L151 217V213H147ZM232 215H234L235 217ZM36 216H37V214H36ZM36 216L33 214L32 218L35 217V219L38 220V218ZM72 216H73V218H72ZM81 216L84 219L89 220V221L86 222V220H84V219L81 220V218H82ZM130 216L132 218L134 216V218L132 219ZM4 217H5V219H4ZM74 217H75V221L73 220L71 223L70 220L74 219ZM100 217L104 220L100 221V219H101ZM113 217H116V222L117 221H120V222L114 224L115 219ZM32 218H31V220L32 221L34 220V222H35L36 220L32 219ZM69 218H71V219H69ZM112 218L114 220H112ZM7 219H8V221H7ZM65 219H66V222H65ZM109 220L111 223L114 224V225L112 224L114 226V227H112L113 230H115V229L117 231L120 230L119 233L117 231H116V233H118V235L120 234L123 236H120V237L118 236V238H117V234L115 233V231L113 232L112 228L110 227V226H112L111 224L108 225V227H110V228L106 227L107 223H110ZM129 220H130V222H129ZM67 221H69V222L67 223ZM99 221L102 223H100ZM105 221H107V222H105ZM112 221H114V222H112ZM243 221L247 224H245ZM36 222H38V221H36ZM36 222L34 224H36ZM61 222H58V224H56V225L61 224ZM103 222H104V225H101V224H103ZM191 222H193V221H191ZM105 223H106V225H105ZM135 223H136V226H134ZM142 223L145 225V227H144V225H142ZM190 224H192V223H190ZM100 225H101V227H100ZM137 225H138V227H137ZM104 226H105V228H104ZM139 226H140V228H139ZM54 227L56 228L57 226L54 225ZM103 228L104 229L107 228V230L109 229L108 231L112 230L113 234L111 232L107 233L108 231H106V230L103 231L102 230ZM123 228H124V231H123ZM25 229H27V228H25ZM25 229L23 228V230H25ZM99 229H101L102 231ZM135 229H137V230H135ZM10 230H11V228H10ZM156 231L157 230H154L153 232H156ZM104 232H106L107 235L109 234L110 236L105 235ZM156 233H158V232H156ZM41 234H43V236ZM232 234H236V235H232ZM111 235L116 236L115 238L113 237V239L111 240L113 244L111 242H109L110 240L108 239V238L112 237ZM121 237H123V238H121ZM124 237H125L126 241H123ZM150 239H151V242H150ZM199 239H201V238H199ZM97 240H98V242H97ZM196 240H198V238ZM101 241H102V243H100ZM51 242H52V244H51ZM99 243H100V245H99ZM37 244L39 246H37ZM71 244H73V242H71ZM109 244L111 245V247ZM180 244H182V242ZM13 245H15V247ZM50 245H52V246H50ZM53 245L54 246L56 245V246L54 247ZM104 245H106V246L104 247ZM173 245H175V244H173ZM124 246H126V247H124ZM97 247H98V249H97L98 253L95 250ZM123 247H124V249H123ZM48 248H49V250H48ZM137 248H139V250ZM181 248L182 247H180V251H181ZM33 249H35V247ZM107 249H108V251H107L108 254L105 252ZM119 249H121V250H119ZM167 249H169V248H167ZM173 249H175V247ZM173 249H170V250L172 251ZM207 249L210 250V248H207ZM211 249H214V247ZM128 250H130V252L133 251V253L130 254V256H132L134 254L133 255L134 257L133 256L128 257V254H129V253H127ZM170 250L165 251V249H164L166 254H167V252L169 253ZM185 251H186V253L187 252L188 253L185 254ZM39 252H38V254H39ZM92 252H95V253H92ZM140 252H141V254H139ZM152 252H154V251H151L150 254L154 255V253H152ZM183 252H182L181 256H179L180 259H178L179 257L177 255L178 254L180 255L181 252H179V253L175 252L174 254H177L176 256H174L175 258L173 257V254L170 255L169 257H168L169 254L165 255L166 257H164L163 262L168 257V260L166 259L165 262L174 264V262L177 261L175 264H183L184 262L181 260V259H183V258H181V257H183L182 256ZM204 252H206V251H204ZM67 253H69V254H67ZM121 253H123V254H121ZM144 253H145V255H144ZM162 253H164V252L162 251ZM200 253H202V255H200ZM70 254H74V256L70 255ZM170 254H171V252H170ZM63 255H67V256L70 255V256H72L73 259L74 258L75 259L73 260V259L69 258L70 256L69 257L65 256V257L72 260L69 262V260H67V258H66L65 260H67V261L65 262V260H63L64 258L62 257ZM125 255H126V258H125ZM229 255H231V256H229ZM152 256H151V258L153 259V257H155V256H153V257ZM185 256H184V259H187ZM94 257H92V258L94 259ZM139 257H140V259L142 257L141 260H143V258L144 259L148 258V259L141 262L139 260ZM217 257H219V259H217ZM12 258H14V259H12ZM151 258H150V260H151ZM170 258L173 260L169 261ZM96 259H97V261H96ZM118 259L120 260V262ZM177 259L180 260V262L182 261V263L178 262ZM194 259L195 260L197 259V261H195ZM213 259H214V261H213ZM4 260H6L7 263ZM84 260H86V262ZM134 260H135V262H134ZM153 260H151V262H150L151 264H152ZM13 261H14V263H13ZM36 261H38V262H36ZM88 261H90V262L88 263ZM136 261H138V262H136ZM95 263H91V264H95ZM168 263H164V264H168ZM147 264H149V263H147Z\"/></svg>",
	"mask_w": 264,
	"mask_h": 264
}]
</instances>
